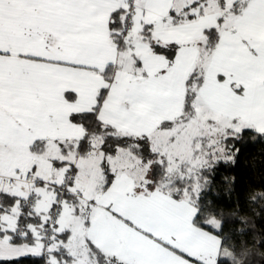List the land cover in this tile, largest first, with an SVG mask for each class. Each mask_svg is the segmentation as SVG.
Segmentation results:
<instances>
[{
  "label": "snow or ice",
  "instance_id": "1",
  "mask_svg": "<svg viewBox=\"0 0 264 264\" xmlns=\"http://www.w3.org/2000/svg\"><path fill=\"white\" fill-rule=\"evenodd\" d=\"M246 214L264 0H0V264H221Z\"/></svg>",
  "mask_w": 264,
  "mask_h": 264
},
{
  "label": "trees",
  "instance_id": "2",
  "mask_svg": "<svg viewBox=\"0 0 264 264\" xmlns=\"http://www.w3.org/2000/svg\"><path fill=\"white\" fill-rule=\"evenodd\" d=\"M258 149L252 148L246 153V156H257ZM259 161L257 160V164ZM241 169H237L240 172ZM251 175V173H249ZM253 179H259V174L252 175ZM258 189H252L247 193H242V195H247L249 198H254ZM214 219V218H212ZM245 219L248 220L250 225L249 234L243 238L233 236L231 240L226 238V234L230 229V225L226 224L225 232L222 233L218 239L220 242L221 254V264H264V245H261L254 239V236L259 237L261 233H264V221H260L254 215L246 214ZM214 223L219 225L220 220L214 219ZM243 239V244L241 243ZM235 243V247H233Z\"/></svg>",
  "mask_w": 264,
  "mask_h": 264
},
{
  "label": "crops",
  "instance_id": "3",
  "mask_svg": "<svg viewBox=\"0 0 264 264\" xmlns=\"http://www.w3.org/2000/svg\"><path fill=\"white\" fill-rule=\"evenodd\" d=\"M212 252H213V255H216L217 252L219 255L221 254L220 242H219L218 237H217L216 245L212 248Z\"/></svg>",
  "mask_w": 264,
  "mask_h": 264
}]
</instances>
